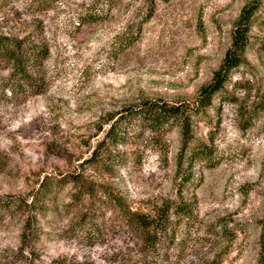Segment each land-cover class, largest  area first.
Listing matches in <instances>:
<instances>
[{
    "label": "rangeland",
    "instance_id": "374dc122",
    "mask_svg": "<svg viewBox=\"0 0 264 264\" xmlns=\"http://www.w3.org/2000/svg\"><path fill=\"white\" fill-rule=\"evenodd\" d=\"M250 1L153 0L146 20L149 0H0V38L24 42L31 78L0 57V264L259 263L264 0L186 148L176 123L106 136L147 101L196 107Z\"/></svg>",
    "mask_w": 264,
    "mask_h": 264
},
{
    "label": "trees",
    "instance_id": "16d2710c",
    "mask_svg": "<svg viewBox=\"0 0 264 264\" xmlns=\"http://www.w3.org/2000/svg\"><path fill=\"white\" fill-rule=\"evenodd\" d=\"M148 5L149 8L147 11L146 20H149L154 14L153 0H149ZM261 5L262 0H251L242 9L238 19L234 24L231 46L227 50L221 66L214 74L212 83L201 91L199 102L196 107H191L187 104L170 105L162 101H147L137 109L129 111L128 116L124 117L123 115L118 119H115L114 117L109 120V122L112 123H110V130L106 136L110 138V141L114 143L119 141L118 137L119 135H122L121 131L123 130V126L127 120H134L139 123L140 126H146L151 131H156L169 123H176L180 126L186 148L191 141L190 132L192 119L197 117L200 111L211 106L213 97L223 91L226 83L229 80L230 73L244 63V54L249 41V28ZM23 45L24 42L22 41L16 42L9 39L0 38V57L12 62L15 68L13 76L18 77L19 80L23 79L25 81L31 78L24 67L25 61L21 54ZM101 144L102 143L98 144L97 148L94 149L92 157L90 158L91 161L97 159ZM207 151L208 149L205 147L202 149L198 148L192 153V160L197 158L206 160L208 156ZM181 177L184 184H188L191 181V175L187 176L183 173L181 174ZM72 179L73 183L78 185L80 177L75 175ZM112 199L115 200L117 206L121 208L129 220L140 226V229L150 231L153 228V220H149V218L145 216L133 213L128 207H126L121 198L112 196ZM258 264H264V227L261 234V250Z\"/></svg>",
    "mask_w": 264,
    "mask_h": 264
}]
</instances>
